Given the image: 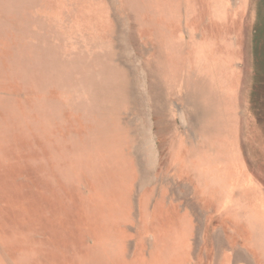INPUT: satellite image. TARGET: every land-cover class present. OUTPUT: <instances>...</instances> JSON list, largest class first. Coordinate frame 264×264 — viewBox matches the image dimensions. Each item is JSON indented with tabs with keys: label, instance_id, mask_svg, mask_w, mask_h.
I'll return each mask as SVG.
<instances>
[{
	"label": "rangeland",
	"instance_id": "obj_1",
	"mask_svg": "<svg viewBox=\"0 0 264 264\" xmlns=\"http://www.w3.org/2000/svg\"><path fill=\"white\" fill-rule=\"evenodd\" d=\"M182 214L190 264L264 220V0H0V264H176Z\"/></svg>",
	"mask_w": 264,
	"mask_h": 264
},
{
	"label": "crops",
	"instance_id": "obj_2",
	"mask_svg": "<svg viewBox=\"0 0 264 264\" xmlns=\"http://www.w3.org/2000/svg\"><path fill=\"white\" fill-rule=\"evenodd\" d=\"M186 218L188 217L184 216V214L176 217V227L179 229V233L181 234L178 241L176 240V264H190L188 260L192 259V257H190L192 255V252L190 253V249L193 246L185 239L184 234L192 231L193 227L190 221L187 226L183 224L186 222ZM260 221L261 225L258 226L256 223L255 226H253L256 229L252 230L251 225L248 227L250 239H248L249 241L247 242L245 241L246 232L244 226L236 225L234 230H230V233L232 234L231 237L229 233L226 234L223 228L221 232L226 234V239L225 244L224 242L223 245L221 244V259L216 264H264V238L260 236L262 232L264 233V225H262L264 220ZM254 235L259 237V240L261 239L258 248H256L254 244L256 238ZM208 239L211 240L215 248L216 242L213 241V236Z\"/></svg>",
	"mask_w": 264,
	"mask_h": 264
},
{
	"label": "bare ground",
	"instance_id": "obj_3",
	"mask_svg": "<svg viewBox=\"0 0 264 264\" xmlns=\"http://www.w3.org/2000/svg\"><path fill=\"white\" fill-rule=\"evenodd\" d=\"M251 225H252V223H251ZM255 226V225H254ZM259 226V225H258ZM254 228V227H253ZM253 228H252V230H253ZM259 228V227H258ZM258 231V230H257ZM255 233V232H254ZM257 233V232H256ZM260 235V234H259ZM254 236H256V235H254ZM261 236V235H260ZM257 238H259V237H257ZM256 238V239H257ZM261 240V239H260ZM260 242V241H259Z\"/></svg>",
	"mask_w": 264,
	"mask_h": 264
}]
</instances>
